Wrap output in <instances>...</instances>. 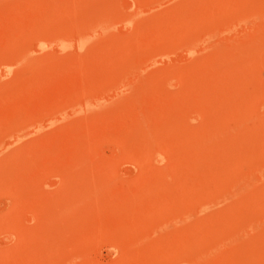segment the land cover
I'll return each instance as SVG.
<instances>
[{
	"label": "rangeland",
	"instance_id": "374dc122",
	"mask_svg": "<svg viewBox=\"0 0 264 264\" xmlns=\"http://www.w3.org/2000/svg\"><path fill=\"white\" fill-rule=\"evenodd\" d=\"M0 264H264V0H0Z\"/></svg>",
	"mask_w": 264,
	"mask_h": 264
},
{
	"label": "bare ground",
	"instance_id": "6f19581e",
	"mask_svg": "<svg viewBox=\"0 0 264 264\" xmlns=\"http://www.w3.org/2000/svg\"><path fill=\"white\" fill-rule=\"evenodd\" d=\"M100 15V14H99ZM103 15V16H102ZM101 16H99L98 17V19H97V23H98V25H102L103 24V22H104V24L105 23H107L108 21H110V23H111V15H109V13H104V14H102ZM105 16V17H104ZM100 17H101V19H100ZM96 18V17H95ZM105 18V19H104ZM104 19V20H103ZM107 21V22H106ZM110 23H107V24H110ZM103 24V25H104ZM65 33V35L64 36H62V35H60V37H59V39L61 40V41H66V36H68V34H66V32H64ZM68 33V32H67ZM94 33V32H93ZM80 34V33H79ZM69 36H70V33H69ZM68 36V38H70ZM79 37V36H78ZM90 37V35H88V34H86V35H83V36H81L80 37V39H79V44L81 45V46H83V44L84 43H86L87 42V40H89L88 38ZM67 38V39H68ZM91 41V40H90ZM62 44H64V43H62ZM61 45V44H60ZM20 54H21V52H20ZM26 54V53H25ZM17 61H18V59H16ZM15 60V61H16ZM12 61H14V60H12ZM128 67V66H127ZM134 68V67H133Z\"/></svg>",
	"mask_w": 264,
	"mask_h": 264
}]
</instances>
